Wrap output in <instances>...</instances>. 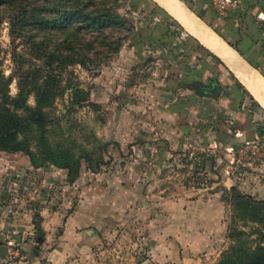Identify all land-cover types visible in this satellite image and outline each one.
Instances as JSON below:
<instances>
[{
    "label": "rangeland",
    "instance_id": "rangeland-1",
    "mask_svg": "<svg viewBox=\"0 0 264 264\" xmlns=\"http://www.w3.org/2000/svg\"><path fill=\"white\" fill-rule=\"evenodd\" d=\"M45 1L0 0V70L9 79L10 95L14 96L22 85L25 89L32 87V92H26V102L31 107L39 105L45 117L40 127L27 124L22 110L12 112L19 115L17 121L21 125L17 140L24 149H0V264H46L50 247L59 240L62 216L73 212L81 195L86 202L96 199L101 205L102 234L100 244L93 251L73 252L77 258L88 253L101 258L102 264H218L224 254L231 253L230 249L238 239L251 246L260 241L253 231L261 228V223L235 218L232 211L228 218L221 220V228L214 221V233L207 241L196 240L200 250L189 252L168 244L158 247L153 239H147L148 234L143 237L144 230L148 231L154 224L153 219L134 217L125 220L112 214L110 206L114 201L123 206V211L137 212L149 206L156 207L148 196L159 199L160 195L183 193V187H189L190 174L195 173L188 148L175 155L174 161L168 160L164 167H149L152 160L161 161L162 158L140 152L142 147L154 146L159 141L144 139V134L152 127L142 122L138 121L134 126L135 138L115 135V124L124 105L147 98L144 87H132L129 81L140 84L142 78L144 84L150 75L164 77L161 71L165 74L169 63L156 50L139 41L137 11L122 8L119 11L124 17V25L103 39L104 43L112 42L111 49L108 45H98L90 50L77 48L71 54L65 51V55L80 58V62L69 61V56L57 59L56 53L43 56L31 47L30 40L44 35L38 30L30 31L25 17L19 15L27 8L30 16H36L32 11ZM200 12L215 29L224 30L219 23L221 16L216 15L208 0L201 5ZM50 32L51 35L60 34L54 28ZM181 36L186 33L181 32L179 38ZM64 39L70 40V37L51 38V46ZM228 39L264 71L263 39ZM187 44L192 45V41L188 39ZM86 52L89 59L83 56ZM40 86L46 87L50 94L37 96L35 91ZM244 103L252 109L248 96L244 97ZM138 110L140 117L146 115L143 109ZM255 113L257 123H264V112L257 109ZM121 122L123 134L127 126ZM132 145L137 154H131ZM127 149L131 153H123ZM28 152L34 154L37 165L32 163ZM49 155L60 162L71 161L73 166L79 162L78 175L74 171L68 175V169L48 160L44 162ZM144 177L149 180L147 183ZM45 210L63 214L46 229ZM111 227H116V231L111 235L103 234ZM239 231L246 234L238 235ZM186 254L192 258L184 256ZM251 258L245 262L264 264V259L254 263ZM236 261L237 251L234 250L231 263Z\"/></svg>",
    "mask_w": 264,
    "mask_h": 264
},
{
    "label": "crops",
    "instance_id": "crops-1",
    "mask_svg": "<svg viewBox=\"0 0 264 264\" xmlns=\"http://www.w3.org/2000/svg\"><path fill=\"white\" fill-rule=\"evenodd\" d=\"M252 10L254 13L253 22L246 23L239 22L237 18L229 20L228 17H218L220 18L219 23L224 28L223 31H220L222 34L220 36L227 43H232L228 38L263 37L264 0H253ZM237 31L239 34H236ZM203 46L207 48L205 45ZM207 49L215 54L209 48ZM184 50L179 48V52ZM156 51L169 63L165 67V74H163V70L161 71V75L164 77L156 78L150 75L144 84H142V78L140 84L137 83L138 81H129L132 87H144L147 98L140 101L132 100L124 105V110L120 113L118 122L115 124V135L125 139L135 138L134 126L138 121L152 127V130H148L147 134H144L146 136L144 139H158L159 141L154 146L142 147L140 152L161 156L162 160L154 162L152 160L149 167H164L168 160L173 159L174 161V156L182 149L188 148L191 143L214 147L217 151L216 157L210 156L204 166V172L209 178V185L207 188L197 189L184 186L183 193L160 195L159 199L148 196L156 207L149 206L145 210L131 212L124 209L123 211V206L118 201L111 203L110 210L118 219L129 220L135 217L136 219L155 220L148 231L144 230L143 237L148 234L147 239H153L158 247L168 244L169 246L174 245L175 249L178 246V250L186 252L198 251L200 247L196 240L207 241V237L214 233V221L217 225L220 224L221 228V220L230 216L232 209L228 191L231 187L235 186L256 200H264L263 168L237 165L233 170L231 169L237 155L236 149L239 146L264 137V123H257L255 113L257 109L264 112V108L233 73L253 97V100L247 93L241 91L242 89H238L222 66L215 65V72L210 66L211 64L207 65L204 60V62L196 64L194 62L195 54L189 55V59L184 61L183 57H173V54L166 49L157 47ZM202 55L206 59V55ZM215 55L221 59L217 54ZM242 57L245 59L244 56ZM208 59L211 60L210 56ZM224 64L230 69L225 62ZM210 77L217 78L221 85L218 98L197 92V84H208ZM153 89H158V92H153ZM238 90L241 92H237ZM246 96L252 101V109L247 108L244 103ZM253 101H256L258 106ZM138 109H143L146 115L140 117ZM120 120L127 126L124 135L121 133L122 122ZM131 147L133 153L130 149L123 153L135 154L137 149L133 145ZM146 171L149 170L146 169ZM144 179H146V183L149 181L146 177ZM152 183L156 182L152 180ZM83 197L81 195L77 198L78 201L73 212L67 216L59 211L57 213L54 210L44 211L45 229L51 222L57 221L59 215H63L59 240L50 247L46 264H102L101 258H96L88 253L83 254V258L73 255V252L93 251L94 247L101 242V205L96 199L86 202ZM129 203L132 201L130 200ZM115 228L111 227L108 232L104 231L103 234L111 235L116 231ZM124 232H127L125 227ZM170 236H172L171 240ZM192 238L194 241H191ZM184 256L192 258L188 254Z\"/></svg>",
    "mask_w": 264,
    "mask_h": 264
},
{
    "label": "trees",
    "instance_id": "trees-1",
    "mask_svg": "<svg viewBox=\"0 0 264 264\" xmlns=\"http://www.w3.org/2000/svg\"><path fill=\"white\" fill-rule=\"evenodd\" d=\"M156 2L153 0H46L43 5L32 11L36 16H30V10L23 8L19 17H25L26 25L29 26L30 31L38 30L44 35L43 38H31L30 40L31 47L40 51L43 56L49 57L52 53H56L57 59L69 56V61L80 62V58L70 55L75 49L90 50L98 45H108V49H111L112 42L104 43L103 39L107 38L112 30L124 25V17L119 10L122 8L137 11L139 15L138 38L140 39L139 41H142L143 45L146 43V45L154 50L157 47L166 49L173 54V57L181 56L184 61L189 59V55L195 54L196 59L194 58V62L196 64L205 61L207 65L211 64L210 66H212L215 72V65H220L225 69L228 77L234 84L238 88L240 87L253 100V97L240 81L235 78L233 72L227 68L224 62L205 48L195 37L190 35L164 7ZM183 2L218 35L222 36L221 32L213 27V23L207 20L200 12L201 5L205 3V0H183ZM237 3L238 7L230 12L227 19L233 20L237 18L239 22H253V0H237ZM51 28L56 29L60 34L54 33L51 35ZM181 32L186 33V36L179 38ZM62 35L69 36L70 40H58L59 42L55 46H51V38H59ZM87 35L92 36L84 38ZM188 39L192 41V45L187 44ZM261 39L264 40V35ZM228 43L242 54L252 66L258 69L264 77V71L260 69L257 63L243 54L236 45ZM179 48H183V50L188 49L184 50L185 52H179ZM66 50L70 54L65 55ZM199 50H201V53ZM202 54L206 55V59L202 57L204 56ZM87 55L88 52L83 54L85 59H89ZM208 56H210L211 60L208 59ZM31 88L25 89L22 85V87H18L17 93L14 96L10 95L9 79L0 70V149L11 151L24 149L17 140L18 127L21 125L17 121L19 115L12 112L22 110L26 115L25 122L27 124L43 126L45 117L41 107L39 105L38 107H31L26 102V94L32 92ZM35 93L37 96L39 94H44V96L50 94L48 89L42 86ZM253 103L257 105L256 101H253ZM28 153L32 163L37 165L34 154L32 152ZM44 159V162L48 160L68 169V175L71 174V171H74L78 175L79 162H76L75 166H73L71 161L64 160L60 162L50 155ZM74 176H70L71 179ZM228 194L235 218L261 223V228L253 231V233L258 234L260 241L255 242L251 246L249 243L241 242L238 239L236 245L230 249L231 253L224 254L218 264H230L234 250L235 252L237 251V261L231 264H248L245 261L249 260L250 257H252L251 259L254 263H258L264 259V200H256L253 196L241 192L235 186L231 187ZM242 234H246V232H238V235Z\"/></svg>",
    "mask_w": 264,
    "mask_h": 264
},
{
    "label": "bare ground",
    "instance_id": "bare-ground-1",
    "mask_svg": "<svg viewBox=\"0 0 264 264\" xmlns=\"http://www.w3.org/2000/svg\"><path fill=\"white\" fill-rule=\"evenodd\" d=\"M203 45L217 54L264 108V77L182 0H156Z\"/></svg>",
    "mask_w": 264,
    "mask_h": 264
},
{
    "label": "built area",
    "instance_id": "built-area-1",
    "mask_svg": "<svg viewBox=\"0 0 264 264\" xmlns=\"http://www.w3.org/2000/svg\"><path fill=\"white\" fill-rule=\"evenodd\" d=\"M214 11L221 17H228L230 12L238 7L237 0H208ZM188 156L191 158L192 167L195 173H191L189 187L191 188H207L209 185L208 176L204 172L205 161L210 156L216 157L217 151L214 147H206L205 145L189 144ZM231 169L234 166H252L264 169V137L257 141L247 142L239 146L237 149ZM11 252V251H10Z\"/></svg>",
    "mask_w": 264,
    "mask_h": 264
},
{
    "label": "water",
    "instance_id": "water-1",
    "mask_svg": "<svg viewBox=\"0 0 264 264\" xmlns=\"http://www.w3.org/2000/svg\"><path fill=\"white\" fill-rule=\"evenodd\" d=\"M221 90V85L217 78L210 77L208 84H197V92L202 95H209L213 98H218ZM4 252V249H2Z\"/></svg>",
    "mask_w": 264,
    "mask_h": 264
}]
</instances>
